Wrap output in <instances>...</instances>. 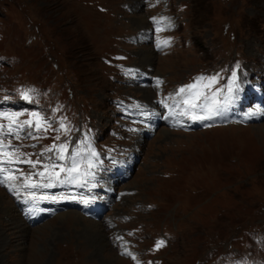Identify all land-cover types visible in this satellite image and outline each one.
Returning <instances> with one entry per match:
<instances>
[{"label":"rangeland","instance_id":"obj_1","mask_svg":"<svg viewBox=\"0 0 264 264\" xmlns=\"http://www.w3.org/2000/svg\"><path fill=\"white\" fill-rule=\"evenodd\" d=\"M147 1L0 0V89L19 98L28 91L57 117L56 144L78 132L75 117L94 126L101 143L119 136L126 149L107 156L109 168L121 157L131 166L126 180L94 184L98 218L80 207L77 186L42 195L48 199H38L40 214L28 223L0 188V264H264V0H157L161 10ZM156 13L167 14L150 24ZM155 36L158 44L173 38L168 53L151 49ZM117 52L135 78L106 63ZM231 64L239 76L261 73L242 77L256 92L245 88L243 99L234 93L229 102ZM217 66L219 83L193 90L222 89L216 98L226 107L213 120L180 115V97L155 100L156 89L172 92ZM144 71L164 85L144 84ZM16 98L0 100V110L35 106ZM13 137L6 142L16 146ZM85 161L84 153L88 170ZM159 237L167 246L157 250ZM134 254L136 263L126 257Z\"/></svg>","mask_w":264,"mask_h":264},{"label":"snow or ice","instance_id":"obj_2","mask_svg":"<svg viewBox=\"0 0 264 264\" xmlns=\"http://www.w3.org/2000/svg\"><path fill=\"white\" fill-rule=\"evenodd\" d=\"M166 43V42H165ZM237 68L239 65L236 66ZM221 77L219 74L212 76H199L194 78V83L181 86L175 93V97H180L177 101V106L186 105L181 109L180 115L188 116L194 121H206L213 120L215 117L222 115V109L226 105H222L221 102L216 98L217 95L222 91L220 88H216L214 92H211V95L206 94L204 91L194 92L199 85L209 88L211 86L218 84ZM231 83L227 85V91L230 94L229 98H226L230 102L231 96L234 95L235 91L238 90L237 84V72L232 71L230 77ZM162 83L157 81V85ZM22 99L29 101L30 96L28 91L21 93ZM174 97V98H175ZM167 106V105H166ZM203 113L202 115L198 114ZM22 113H5L0 112V119H6L9 123L7 126L0 124V184H5L7 181H15L17 176L14 171L9 170L4 167L5 164L12 163H23L28 164L32 169H36L38 165L42 166L43 171L38 172H29L25 174L24 187L26 188H51L54 185L53 181L58 183H77L81 182V172H80V161L77 157H81L83 149H78L73 151L71 155L69 153V145L67 143L53 144L48 147H45L43 152L37 156L35 160L31 158L32 154L21 152L19 147H16L11 144V141L6 142L8 136H15L20 138L19 133L24 132L25 136L29 138H36L33 136V131H47L51 127V122L48 121L46 117H42L39 112H30L29 119L20 121L18 117ZM210 126V125H208ZM60 129L68 131L66 125L63 123L60 124ZM28 129V130H26ZM59 140L60 137L55 138ZM35 147V145H33ZM10 149V150H9ZM86 164L90 169L96 165L93 163V158H98L99 154L89 146L87 150ZM45 153H54L53 156L46 157L49 163H44ZM26 157V158H24ZM83 158V157H82ZM70 160V165L66 166L64 164H58L57 161ZM59 171H56V169ZM61 173H64L66 179L61 180ZM84 176H94L91 172H84ZM33 176H39L41 178L47 177L48 183H38L32 179ZM95 185H93L94 187ZM31 199H48V197H36L34 192L29 194ZM51 199L55 200L56 197L53 196ZM84 203H88L87 200H84ZM165 241L159 240L156 242L155 248L158 250L164 246ZM130 255V253H129Z\"/></svg>","mask_w":264,"mask_h":264},{"label":"bare ground","instance_id":"obj_3","mask_svg":"<svg viewBox=\"0 0 264 264\" xmlns=\"http://www.w3.org/2000/svg\"><path fill=\"white\" fill-rule=\"evenodd\" d=\"M153 52V51H152ZM149 55H151V53H148ZM148 59V63L150 64V62H151V60H150V57H148L147 58ZM146 59V60H147ZM148 95V94H147ZM4 200V199H3ZM7 201V200H6ZM13 213V212H12ZM66 213V212H65ZM59 215V214H58ZM71 216V215H70ZM72 217H73V215H72ZM12 218V217H11ZM58 218H64L63 216H59ZM69 218V217H68ZM70 219V218H69ZM6 220V219H5ZM78 220V219H77ZM75 221V220H74ZM79 221V220H78ZM90 221V220H89ZM8 222V221H7ZM91 224V223H90ZM89 225V224H88ZM96 225V224H95ZM18 227V226H17ZM17 227H16V229H17ZM24 227V226H23ZM26 227V226H25ZM99 227H100V225H99ZM85 228V227H84ZM87 228V227H86ZM101 228V227H100ZM35 229V228H34ZM74 229V228H73ZM26 230V229H25ZM95 230H97V229H95ZM17 232V231H16ZM87 233V232H86ZM97 233V232H96ZM98 234V233H97ZM86 235V234H85ZM100 235V234H99ZM102 244V243H101ZM6 245V244H5ZM98 245V244H97ZM96 245V246H97ZM32 250V249H31ZM33 253V252H32Z\"/></svg>","mask_w":264,"mask_h":264}]
</instances>
